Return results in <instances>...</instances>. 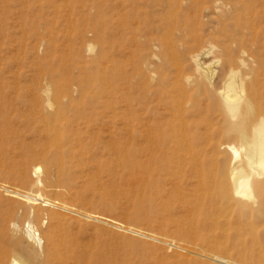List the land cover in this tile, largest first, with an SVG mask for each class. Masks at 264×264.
I'll return each instance as SVG.
<instances>
[{
    "label": "bare ground",
    "instance_id": "1",
    "mask_svg": "<svg viewBox=\"0 0 264 264\" xmlns=\"http://www.w3.org/2000/svg\"><path fill=\"white\" fill-rule=\"evenodd\" d=\"M108 1L107 76L45 84L38 101L54 110L39 121L43 139L21 162L22 181L29 182L32 160L39 162L34 173L43 165L47 175L85 156L94 144L85 135L107 121L129 136L135 133L137 154L124 166L141 182L169 191L212 226L216 218L226 224L237 214L247 217L249 227L241 231L259 243L252 224L264 219V0ZM101 105L103 113L97 111ZM221 148L229 159L218 160ZM37 200L39 195L26 197L6 216L27 221L25 237L37 246L41 240L30 223L43 227L44 245L35 252L28 238L3 230L0 264H86L85 246L68 221L72 215L89 217L55 201L43 202L42 209ZM215 238L213 233L208 240ZM191 245L179 246L189 264H245L220 255L225 247L208 253ZM247 252L264 264L261 249Z\"/></svg>",
    "mask_w": 264,
    "mask_h": 264
},
{
    "label": "rangeland",
    "instance_id": "2",
    "mask_svg": "<svg viewBox=\"0 0 264 264\" xmlns=\"http://www.w3.org/2000/svg\"><path fill=\"white\" fill-rule=\"evenodd\" d=\"M109 17L108 0H0V233L4 230L9 237L27 240V221L9 220L6 213L26 197L39 195L41 201L35 205L39 208L47 209L44 203L55 201L89 217L72 215L75 219L68 221L71 232L85 246L86 264H189L179 246L191 244L208 253L219 245L226 249L220 255L257 264V257L247 251L264 252L262 217L252 224L261 240L256 243L254 235L241 231L249 227L247 217L237 214L226 224L216 218L214 228L207 216L179 202L169 191L146 186L137 172L124 166L129 155L137 154L135 133L129 136L107 121L99 122L90 137L85 135L94 143L85 160L75 157L62 171L52 169L47 175L43 165L34 173L39 162L32 160L29 182L22 181L21 162L43 139L39 121L54 110L46 102L43 109L38 95L52 79L107 76ZM66 98L61 94L62 101ZM97 111L103 113V105ZM229 157L221 148L218 160ZM12 191L17 198L9 195ZM30 225L41 244L37 246L31 238L27 241L39 252L45 243L43 227L39 229L33 221ZM213 233L216 238L208 240Z\"/></svg>",
    "mask_w": 264,
    "mask_h": 264
}]
</instances>
